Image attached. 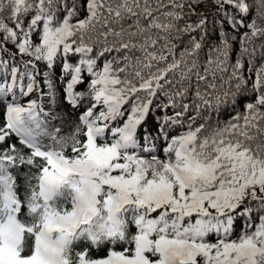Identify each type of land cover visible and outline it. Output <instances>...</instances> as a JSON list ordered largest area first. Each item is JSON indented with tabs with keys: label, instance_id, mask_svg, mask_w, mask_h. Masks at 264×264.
Listing matches in <instances>:
<instances>
[{
	"label": "snow or ice",
	"instance_id": "snow-or-ice-1",
	"mask_svg": "<svg viewBox=\"0 0 264 264\" xmlns=\"http://www.w3.org/2000/svg\"><path fill=\"white\" fill-rule=\"evenodd\" d=\"M202 4L0 0V264H264V0Z\"/></svg>",
	"mask_w": 264,
	"mask_h": 264
},
{
	"label": "trees",
	"instance_id": "trees-1",
	"mask_svg": "<svg viewBox=\"0 0 264 264\" xmlns=\"http://www.w3.org/2000/svg\"><path fill=\"white\" fill-rule=\"evenodd\" d=\"M197 11H203V12H205V14H208L209 16H211V14L216 11V9H215V6H213L211 4V0H206V4H202L200 6V8L197 9ZM195 19H196L195 17L192 18L193 22L195 21ZM244 30L245 29L243 27L240 29L241 32H243ZM233 35H237V34L236 33H233ZM237 38H238V36H237ZM212 40H213V42L216 41V35H215L214 32L212 33ZM236 47L238 48L239 45L237 44ZM235 55H236V53L234 52L233 53V59H235ZM258 63H259V61H258ZM55 76L57 78V86H58V88L62 87V86H60L58 84V78L60 76L59 68H57L56 73H55ZM156 115L158 116L159 113H156ZM145 127H148L150 130H154L155 120L152 119V118H150L149 121H148V123L145 125ZM141 131H143V129ZM158 143H160V142H158ZM33 171H35V169H33ZM21 183H22V179H21ZM237 230H239V229H237ZM97 254L98 255H103L104 253H102V252L101 253H94V255H97Z\"/></svg>",
	"mask_w": 264,
	"mask_h": 264
}]
</instances>
